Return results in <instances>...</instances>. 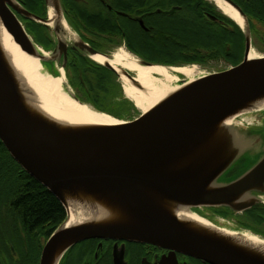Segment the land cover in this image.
Wrapping results in <instances>:
<instances>
[{"label": "water", "instance_id": "1", "mask_svg": "<svg viewBox=\"0 0 264 264\" xmlns=\"http://www.w3.org/2000/svg\"><path fill=\"white\" fill-rule=\"evenodd\" d=\"M55 1L48 3L54 12L58 8ZM221 1L243 20L244 60L231 69L198 78L150 112L116 126L75 130L50 120L27 104V92L32 99L34 92L18 83L0 49V141L14 161L62 204L67 216L45 244L40 264H60L68 250L90 239L151 244L170 251L168 264H179L176 254L204 264H264L261 250L238 247L176 216L183 208L197 216L192 208L246 211L259 203L249 194L264 182L263 159L236 181L217 183L246 152L233 143L234 126L222 123L264 98V57L249 59L251 32L247 17L231 0ZM15 12L46 26L48 21L16 0H0V22L14 43L41 63L49 62L52 56H45L33 43ZM59 45L57 49L61 50ZM79 46L89 52L91 59L97 55L109 58L88 46ZM136 59L141 66H157ZM102 66L121 79V73L109 63ZM122 74L141 87L134 74L125 70ZM68 198L96 199L115 211L119 219L66 227ZM164 261L162 264H166Z\"/></svg>", "mask_w": 264, "mask_h": 264}, {"label": "flooded vegetation", "instance_id": "2", "mask_svg": "<svg viewBox=\"0 0 264 264\" xmlns=\"http://www.w3.org/2000/svg\"><path fill=\"white\" fill-rule=\"evenodd\" d=\"M16 1L30 13L49 21L51 9L48 3L51 0ZM56 1L58 3L55 4L58 6L56 13L59 19L54 26L25 20L20 14L16 12L15 14L22 23L26 22L27 26L34 27L40 33L39 46L43 53L52 56L49 62L44 63L46 70L54 76L62 72L67 89L79 101L91 95L89 77L96 81L97 78L94 76L102 73L107 76L108 81L109 76L113 75L115 84H120L115 72L96 64L90 58L89 52H83L79 45L88 46L106 56H111L117 50H125L147 63L170 66L154 62L150 51L203 49L205 32L207 28L209 30L213 28L218 32L230 33L231 46L226 45L229 43L225 41L224 54L218 57L220 61H225L228 65L227 69L237 66L244 60L246 37L241 27L220 12L216 4L209 0ZM231 1L241 9L236 2L243 0ZM208 16L216 19L212 20ZM246 17L251 37H256L253 24L255 21L249 19L247 15ZM229 20L240 28L245 38L242 59L238 64L232 62L236 60L235 46L233 47L234 43H232L236 38V29ZM190 37L196 39L190 42ZM260 38L264 39L263 35ZM59 43L63 47L61 50L57 49ZM234 129L236 136L233 143L243 151L246 149V152L241 154L240 158L217 180L219 185L236 181L264 159V124L254 122L243 125L241 122L240 125L234 126ZM249 195L257 198L259 203L240 213L233 212L227 207L192 208V211L220 227L234 229L240 233L246 232L264 239V182ZM47 231L43 233L38 231L37 234H0V239H19L25 246L22 250L12 247L0 249V264H40L43 248L54 233L53 231L47 237L45 234ZM169 257V250L151 244L90 239L68 250L60 264H116V262L117 264H162L163 260L168 264ZM176 258L179 264H204L181 254H176Z\"/></svg>", "mask_w": 264, "mask_h": 264}, {"label": "bare ground", "instance_id": "3", "mask_svg": "<svg viewBox=\"0 0 264 264\" xmlns=\"http://www.w3.org/2000/svg\"><path fill=\"white\" fill-rule=\"evenodd\" d=\"M209 1L214 2L218 9L229 19L244 27L243 20L229 5L221 0ZM12 3L16 5L14 1ZM58 16L56 12L51 10L48 24L54 26L59 19ZM61 25L63 26L62 22ZM0 49L18 83L22 88L28 89L29 87L34 92L33 99L27 92L33 102L30 103V99H28L27 104L37 109L50 120L65 128L75 130L101 129L122 123L108 114L99 112L96 109L93 110V108L75 101L66 87L64 74L61 72L60 77L51 75L46 70L44 63H41L39 59L22 52L4 29L1 22ZM44 55L48 56L47 53H44ZM258 58H262V56H258L254 50H250L249 59ZM92 60L99 65L109 63L118 73H121L120 81L125 97L144 114L158 107L184 87L204 76L197 66L173 68L141 66L138 64L137 59L125 50L114 51L109 58H104L100 55L93 56ZM122 70L134 74L137 83L141 87L134 86L122 74ZM260 111H264V98L251 102L243 109L229 116L222 125L225 127L240 125L243 119L250 118L247 115ZM67 208L68 220L65 224L66 227L107 223L119 219L115 211L93 198H83L81 200L68 198ZM176 216L180 221L188 223L196 229L219 238L231 240L238 247L250 246L264 253V242L256 237L219 230L209 221L195 215L186 208L177 211Z\"/></svg>", "mask_w": 264, "mask_h": 264}, {"label": "trees", "instance_id": "4", "mask_svg": "<svg viewBox=\"0 0 264 264\" xmlns=\"http://www.w3.org/2000/svg\"><path fill=\"white\" fill-rule=\"evenodd\" d=\"M236 3L249 19L264 25V1L243 0ZM229 21L236 29V38L232 42L236 54V57L232 58L236 60L232 62L238 64L242 59L245 38L240 28L231 20ZM37 34L41 36L40 33L37 32ZM190 38V42L196 39ZM230 39V33L207 28L203 49H169L150 52L153 54L152 59H155L154 62L158 64L182 66L167 60L173 59L178 53L196 51L193 57H186L183 60L185 59V62L189 64H204L206 59H216L220 54H224L226 48L224 43L226 41L229 43L226 45H230ZM200 50L205 51L206 54L202 55ZM160 58L163 59L158 60ZM94 77L97 78L96 81L92 77L88 80L91 85V95L80 100L92 105L99 112L121 119L124 106L134 105L124 97L122 87L120 84H115L113 75L109 76L108 81L107 76L102 73ZM66 217L62 204L14 161L0 141V234H37L38 231L43 233L48 230L45 233L48 237L66 220ZM11 247L18 250L25 249L24 242L19 239H0V249Z\"/></svg>", "mask_w": 264, "mask_h": 264}, {"label": "rangeland", "instance_id": "5", "mask_svg": "<svg viewBox=\"0 0 264 264\" xmlns=\"http://www.w3.org/2000/svg\"><path fill=\"white\" fill-rule=\"evenodd\" d=\"M21 23H22V21H21ZM22 24H23L25 30L27 31L29 37L33 41V43L37 47H39L40 49H42L39 46L40 37L37 34L38 31L35 30V28L34 27H31L30 25L27 26L26 22H23ZM253 24H254V28H255V31H256V35L257 36L256 37H251V40H252V43H251V46L252 47L251 48H252V50H254L257 53L258 56L264 57V39L260 38L261 35H263V37H264V27H263L262 24L257 23V22H254ZM195 52L196 51H192V52H188V53L187 52L178 53L176 55V57L173 58L174 60L171 59V60H167V61H170V62L172 61L173 63H175L177 65H181V64H183L185 66L186 65H188V66L195 65V66H197L200 69V72H202L204 75L211 74V73H218V72L224 71V70H226L228 68V65L225 64V61L224 60L220 61L218 58H216V59H212V58L206 59L205 60L206 62L204 64H198V63H193V64L190 63L189 64V63L185 62L186 57H191V56L193 57L194 54H196ZM200 53L202 55H205L206 54L205 51H201V50H200ZM183 58H185V59L183 60ZM162 59L163 58H160L158 60H162ZM164 60H166V59H164ZM226 63H228V62H226ZM119 81H120V79H119ZM122 111H123L122 112L123 117L121 119L115 118L113 116L112 117L115 118V119H117V120H119V121L126 122V121H132V120H134L135 118H137L141 114V111H139L134 106H130L129 104H126L124 106V108H123ZM247 116L250 117L254 122H259V123L264 124V111L255 112V113L250 114V115H247ZM209 222H211V221H209ZM212 224H214V223H212ZM214 225H216V224H214ZM217 226H219V225H217ZM222 228L227 229L229 231H235L234 229H230V228H226V227H222Z\"/></svg>", "mask_w": 264, "mask_h": 264}]
</instances>
